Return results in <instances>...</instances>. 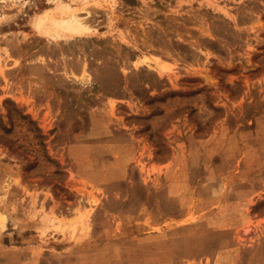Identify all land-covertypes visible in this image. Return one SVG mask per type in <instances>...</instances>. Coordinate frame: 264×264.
<instances>
[{
    "label": "rangeland",
    "instance_id": "rangeland-1",
    "mask_svg": "<svg viewBox=\"0 0 264 264\" xmlns=\"http://www.w3.org/2000/svg\"><path fill=\"white\" fill-rule=\"evenodd\" d=\"M0 264H264V0H0Z\"/></svg>",
    "mask_w": 264,
    "mask_h": 264
},
{
    "label": "bare ground",
    "instance_id": "bare-ground-1",
    "mask_svg": "<svg viewBox=\"0 0 264 264\" xmlns=\"http://www.w3.org/2000/svg\"><path fill=\"white\" fill-rule=\"evenodd\" d=\"M46 13V12H45ZM90 13V11H89ZM53 22V21H52ZM40 25H44V18L39 20ZM62 26H65L67 29L74 32H84L89 31L93 28V26L89 25L86 20L83 18H79L76 14L70 20H62L60 22ZM139 62H143L152 69L159 71L160 73L170 72L172 69V65L168 62L162 61L157 56H145ZM3 218V216H2Z\"/></svg>",
    "mask_w": 264,
    "mask_h": 264
}]
</instances>
